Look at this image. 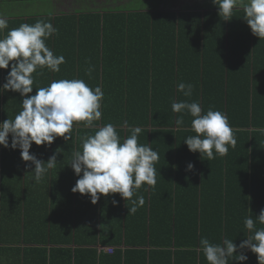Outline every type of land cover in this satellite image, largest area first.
Masks as SVG:
<instances>
[{"label": "trees", "instance_id": "obj_1", "mask_svg": "<svg viewBox=\"0 0 264 264\" xmlns=\"http://www.w3.org/2000/svg\"><path fill=\"white\" fill-rule=\"evenodd\" d=\"M243 16L238 8L231 20L224 21L212 0H195L176 13L125 9L88 17L95 27L85 38V58L95 71L89 82L83 78L80 53L73 79L104 92L98 127L114 124L122 141L130 136L128 127L142 129L138 143L159 154L157 183L154 189L143 185L138 190L144 204L134 214L129 213L131 202L118 193L101 195L96 204L86 195L84 211L77 207L76 214L88 211L87 222L76 221V227L69 229H59L51 208L39 200L38 225L24 223L19 213H33L21 201L15 213L20 219L16 231L26 248L24 260L19 257L18 263L208 264L199 250L201 237L212 243L227 237L239 246L251 235L244 218L255 219L264 209V39L252 34ZM40 17L5 19L30 24ZM114 38L121 41L122 49L112 51L117 43L109 42ZM49 73L51 79L56 75ZM181 82L194 85L191 98L177 91ZM22 100L19 93L0 94V123L14 119ZM173 100L196 101L204 113L209 106L225 113L236 147L211 161L191 152L184 140L195 135L192 117L185 115L184 125L178 127L175 121L180 114L172 111ZM86 134L94 130H73L78 141ZM17 158L22 160L21 153ZM189 163L194 165L191 171ZM260 227L264 225L257 223ZM99 246L113 251L99 253ZM243 252L248 259L242 264H258L256 254L249 249Z\"/></svg>", "mask_w": 264, "mask_h": 264}, {"label": "clouds", "instance_id": "obj_2", "mask_svg": "<svg viewBox=\"0 0 264 264\" xmlns=\"http://www.w3.org/2000/svg\"><path fill=\"white\" fill-rule=\"evenodd\" d=\"M212 3L219 7V16L224 21L231 20L234 11L242 8L252 34L264 39V0H212ZM5 29H9L8 21L0 16V33ZM58 34L59 30L51 22L37 20L34 24L23 23L11 28L0 38V69H8L11 63L0 94L11 90L23 97L22 109L14 119L0 123V146L21 150L22 160L35 166L33 180L38 185L58 163L56 153L46 163L30 154L33 142L37 146H51L57 137L72 140L74 126L93 129L94 134L80 137L82 151L72 152L70 165L79 177L72 192L88 195L92 204H96L101 195L118 193L131 202L129 213L134 214L144 204V197L137 195L138 190L143 185L154 189L157 183L158 151L138 143L140 127H128L130 136L123 141L114 124L98 127L97 122L103 115L101 87L93 89L82 79H56L47 86L34 87L36 78L43 76L45 69L59 73L60 66L66 63L63 55H55L46 44ZM86 63L85 74L92 79L95 67L90 61ZM34 88L36 93L29 96ZM193 89L191 83L177 85V91L188 98L192 97ZM171 107L180 114L175 121L178 127L184 125L185 115L192 117L191 130L195 135L184 140L191 152H199L201 157L211 161L227 156L229 147H236L234 129L225 113L214 110L213 106L204 113L198 102L190 100H173ZM124 126L127 127V121ZM193 168L192 163L187 165L189 171ZM257 223L264 225V209L255 219L252 215L244 218V227L251 235L239 246L227 237L221 243H212L205 236L200 238L199 250L208 264H229L233 260L242 264L248 259L244 249L256 254L258 264H264V227L257 228Z\"/></svg>", "mask_w": 264, "mask_h": 264}, {"label": "crops", "instance_id": "obj_3", "mask_svg": "<svg viewBox=\"0 0 264 264\" xmlns=\"http://www.w3.org/2000/svg\"><path fill=\"white\" fill-rule=\"evenodd\" d=\"M27 3L22 4L21 2ZM30 0H17L15 2H9L7 6L0 3V16H41L38 20H44L51 22L52 25L59 30L58 35H54L46 41L47 46L56 52V55H63L66 63L60 66L61 71L56 73L53 79H73V69H79L80 64H76L75 61L79 59L80 53L83 55V78L89 82L88 76L85 71L88 67L85 58L86 51V36H88L92 29L91 20L88 17L92 14H106L110 12L119 13L121 10L131 9V11L141 12H179L185 5L179 9L169 8L166 9L165 5H160V8L152 5L148 10L138 8L134 10L130 8L131 4L124 3L122 0H36L38 8L31 10L27 9ZM191 4V3H190ZM28 11H25L23 9ZM49 12L52 14L49 15ZM21 13V14H20ZM5 15V16H4ZM9 18V17H8ZM7 19V18H6ZM34 24V23H30ZM9 29L16 28L21 23L8 22ZM9 29H5L3 33H0V38L6 35ZM97 34L93 35L95 37ZM100 36H102L100 34ZM119 39H113L109 43L117 44L113 47L122 49L121 41ZM99 44L102 50L103 38H100ZM112 53V52H110ZM11 66V63L10 65ZM11 70L0 69V87L6 82L5 77ZM52 75V74H51ZM73 76V77H72ZM53 79L50 77V73L47 69L44 70V75L36 78L34 87L47 86ZM33 91L36 93V89ZM10 93H18L8 90ZM78 128H84L83 126H74L73 130ZM9 144H11V134H9ZM81 150V141L76 138L65 141L63 137H57L51 146L40 145L37 146L33 142L30 148V154L36 155V157L43 162H47L48 159L56 153L57 166L50 169L44 181L40 184H35L32 173L35 166L30 161L25 162L18 160L17 153H21L19 148L12 149L11 147L4 148L0 146V159L4 163H0V264H20L17 261L19 257L24 260L26 244L22 242L19 233L16 231L18 221L24 220V223L29 221L35 225H38V200L43 201L45 205L51 208L52 219L57 224L59 229L66 227L67 229L76 227V221L87 222V212L81 213L79 217L76 214V208H81V212L85 209V204L90 200L86 195L80 193H73L72 188L78 180V176L74 173L70 162L73 151ZM82 175V173H81ZM27 185V186H26ZM45 187V189H43ZM43 189V190H42ZM48 190L49 192H43ZM27 194V192H32ZM48 193L47 195H44ZM44 196L45 199L40 198ZM25 200V205L33 213L27 215L20 212L19 218L15 213L18 206H22L21 201ZM29 200V203L26 201ZM2 205V206H1ZM2 207L8 208V211L4 212ZM89 213V212H88ZM25 214V215H24ZM13 217V218H11ZM4 220V221H3ZM20 224V223H19ZM65 228V229H66ZM38 229V228H37ZM60 247L62 244L59 245ZM103 248L112 247H98L100 253ZM104 251V250H103ZM106 252V251H105ZM30 257V256H29ZM26 264V263H24ZM31 264V263H28Z\"/></svg>", "mask_w": 264, "mask_h": 264}, {"label": "rangeland", "instance_id": "obj_4", "mask_svg": "<svg viewBox=\"0 0 264 264\" xmlns=\"http://www.w3.org/2000/svg\"><path fill=\"white\" fill-rule=\"evenodd\" d=\"M10 1L12 2V1H17V0H0V3H3L5 6H7V4ZM122 1H124V0H122ZM129 1H131L130 2V4H131L130 8H132L134 10H137L138 8L143 9V10H148V8H150L152 5H155L154 7H156V8H160V5H162V4H164L166 6L165 7L166 9H169V8L179 9L180 7L185 5L186 3L190 4V3L194 2L195 0H125L124 3H129ZM197 1L203 2L205 0H197ZM37 2H36V0H30L29 1L30 5L27 7V9L30 8L31 10H33L35 8H38ZM21 3L25 4L27 2L24 1ZM23 10L28 11L25 8ZM128 10H131V9H128Z\"/></svg>", "mask_w": 264, "mask_h": 264}, {"label": "built area", "instance_id": "obj_5", "mask_svg": "<svg viewBox=\"0 0 264 264\" xmlns=\"http://www.w3.org/2000/svg\"><path fill=\"white\" fill-rule=\"evenodd\" d=\"M104 251L111 253L113 250L110 248H103Z\"/></svg>", "mask_w": 264, "mask_h": 264}]
</instances>
